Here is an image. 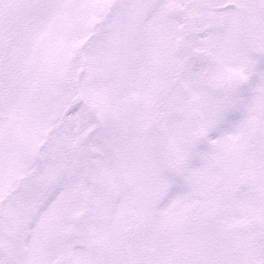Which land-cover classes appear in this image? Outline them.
<instances>
[{"label":"snow or ice","instance_id":"1","mask_svg":"<svg viewBox=\"0 0 264 264\" xmlns=\"http://www.w3.org/2000/svg\"><path fill=\"white\" fill-rule=\"evenodd\" d=\"M0 264H264V0H0Z\"/></svg>","mask_w":264,"mask_h":264}]
</instances>
